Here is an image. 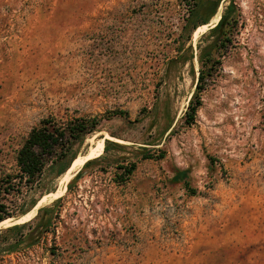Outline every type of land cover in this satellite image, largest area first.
Instances as JSON below:
<instances>
[{
  "label": "rangeland",
  "instance_id": "1",
  "mask_svg": "<svg viewBox=\"0 0 264 264\" xmlns=\"http://www.w3.org/2000/svg\"><path fill=\"white\" fill-rule=\"evenodd\" d=\"M212 1L191 16L183 0H0V174L42 119H100L0 222V264H264V0H233L231 41L186 124L230 2L211 15ZM58 198L39 235L38 209ZM27 222L8 251L18 232L4 230Z\"/></svg>",
  "mask_w": 264,
  "mask_h": 264
},
{
  "label": "trees",
  "instance_id": "2",
  "mask_svg": "<svg viewBox=\"0 0 264 264\" xmlns=\"http://www.w3.org/2000/svg\"><path fill=\"white\" fill-rule=\"evenodd\" d=\"M183 1L189 6L192 16L201 0ZM219 1L220 0L212 1L210 3L212 9L211 15L215 13ZM235 11V4L233 0H230L219 20L209 31L211 36H213L211 44L200 48L198 55L200 68L195 91L184 112L186 124H191L194 121L198 107L202 102L201 94L205 89L206 79L212 75L216 65L220 63V56L222 54V52H219L220 49L226 47L227 43L231 41L233 27L237 25ZM196 25V23L192 24L188 36ZM109 114H111V116L117 115L120 117L128 116L127 111L118 109L113 110ZM99 123L100 119L96 116H77L66 120L56 119L50 116L42 119L38 126L33 127L16 152L15 171L0 174V222L8 218H17L35 203V201L23 202L25 201L24 197L36 187L48 162L57 158L59 155L66 154L71 149L72 145L84 141L87 135L97 130ZM110 143L112 142H106L104 147L105 150H107V146ZM143 155L145 158L152 157L149 154ZM93 161L94 159L87 160L83 168ZM119 168L122 169L121 174L123 175L118 183H124L135 170L136 162L120 165ZM80 173L81 171L77 173L75 178H77ZM187 175V170H178L173 179L174 181L182 182L185 187H188V182L186 180ZM69 185L70 182L68 186ZM59 199L60 198L51 205L43 206L38 209L33 220L36 222L34 228L37 230H39V228L41 229L39 235L46 232L47 229L51 227L54 213H57L55 205ZM27 224L28 222L21 225H13L4 230V232H18L17 238H15L14 243L7 249L8 251H13L16 245L24 242L26 235L22 234L21 230L27 226Z\"/></svg>",
  "mask_w": 264,
  "mask_h": 264
}]
</instances>
